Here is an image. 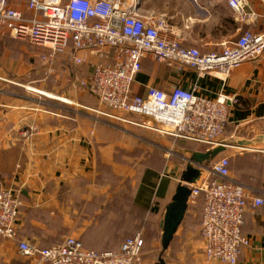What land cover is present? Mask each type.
<instances>
[{
    "label": "crops",
    "instance_id": "1",
    "mask_svg": "<svg viewBox=\"0 0 264 264\" xmlns=\"http://www.w3.org/2000/svg\"><path fill=\"white\" fill-rule=\"evenodd\" d=\"M28 1L10 0V4L30 16ZM229 1L141 0V12L165 19L168 39L206 54L221 51L223 44L237 41L249 29L264 32V0H248L249 10L257 15L253 23L242 22ZM61 61L54 70L62 86L55 91L73 103L47 105L45 110L0 104V191H21L19 240L49 248L74 237L87 249L117 251L127 238L141 234L145 248L136 264H152L145 231L162 238L160 223L193 154L182 150L184 143L174 138L138 126L131 132L126 127L133 125L99 120L90 110L97 107L96 100L86 92L73 93L66 70H60ZM72 74L84 79L92 69L74 66ZM151 86L167 93L181 87L210 100L236 98L238 103L228 104L230 123L225 138L243 127L254 129L255 134L264 132V58L244 64L224 82L219 75L200 78L190 68L181 70L149 57L142 62L133 92L144 97ZM130 119L144 122L143 118ZM31 128L37 132L33 134ZM230 149L212 164L229 155L231 178L245 185L253 197L264 199V147ZM170 151L180 155L183 163L176 162ZM207 177L206 172L201 180ZM197 216L189 204L186 223ZM182 228L188 230L181 226L175 239ZM242 234L251 243L238 264H264V205L247 210ZM178 253L182 255L183 249ZM0 264L33 263L20 255L18 241L0 240Z\"/></svg>",
    "mask_w": 264,
    "mask_h": 264
},
{
    "label": "built area",
    "instance_id": "2",
    "mask_svg": "<svg viewBox=\"0 0 264 264\" xmlns=\"http://www.w3.org/2000/svg\"><path fill=\"white\" fill-rule=\"evenodd\" d=\"M229 6L242 22L257 20L249 10L248 0H230ZM27 10L30 16L11 6L10 0H0V35L44 50L40 58L46 66H52L59 55L71 49V65H88L92 69L88 78L70 74L71 82L68 81L73 89L97 99L99 109L90 110L181 143L204 145L208 150L223 140L230 123L228 104L238 100H210L181 87L167 93L151 86L144 97L135 95L133 84L142 62L151 57L170 67L190 68L200 78L219 75L225 82L244 64L264 58V32L251 29L237 41L223 44L219 52L205 54L196 48H185L179 40L168 39L165 19L142 14L141 0H29ZM96 59L114 63L106 65ZM49 74H55V70L49 69ZM128 114L139 115L144 122L127 119ZM206 172V179L190 187V204L204 196V260L208 264H238L251 243L242 234L244 215L251 208L263 206L264 199L253 197L245 185L231 178L228 157H221ZM22 206L20 190L0 191V240L18 241L20 255L33 264H136L141 256V234L127 238L120 252L103 254L87 250L74 237L49 248L21 241L17 223Z\"/></svg>",
    "mask_w": 264,
    "mask_h": 264
},
{
    "label": "rangeland",
    "instance_id": "3",
    "mask_svg": "<svg viewBox=\"0 0 264 264\" xmlns=\"http://www.w3.org/2000/svg\"><path fill=\"white\" fill-rule=\"evenodd\" d=\"M44 53L41 48L32 46L28 43L17 41L9 37L8 35H0V104L6 105L8 103L24 104L32 109L45 110L48 106H55L61 104L73 103L69 97H64L56 93V89L61 87L57 81V73L49 74V69H55L54 66H46L41 61L40 56ZM29 63L30 66H20L21 63ZM20 67V68H19ZM20 69V71L18 70ZM18 72L21 75L18 77ZM73 70H66V76L71 82L70 74L73 75ZM27 74L26 76H24ZM5 80H3V79ZM52 78V79H51ZM73 93L80 95V92L73 89ZM13 94L14 96H10ZM47 94V95H46ZM9 95V96H8ZM26 97V98H23ZM48 105V106H47ZM82 110V109H81ZM99 120H107L112 125L116 123L113 120L107 119L98 113H93ZM127 129L135 130L136 127H126ZM34 129V128H33ZM125 129V130H127ZM37 130V129H36ZM37 131H33L35 134ZM135 132V131H134ZM32 134V135H33ZM233 136H237L235 133ZM226 133L223 134L222 139H226ZM232 137V136H230ZM229 138V137H228ZM205 151H208V147L200 146ZM231 150V149H229ZM176 162L183 163V158L180 155H176ZM225 157H229L226 155ZM212 166V163H211ZM210 166V167H211ZM209 167V168H210ZM196 203V202H194ZM193 202L191 204H194ZM193 221H188L185 225V229H181L178 237L173 241L170 249L165 254V260L168 264H204L203 256V239L201 236V225H200V213ZM150 229V226H146ZM181 234V235H180ZM146 247L147 250H151L152 264L157 263L162 253L161 235L155 237V232L145 231ZM183 249L182 255L178 253V249ZM208 264V263H206Z\"/></svg>",
    "mask_w": 264,
    "mask_h": 264
},
{
    "label": "water",
    "instance_id": "4",
    "mask_svg": "<svg viewBox=\"0 0 264 264\" xmlns=\"http://www.w3.org/2000/svg\"><path fill=\"white\" fill-rule=\"evenodd\" d=\"M259 147H264V132L246 137L232 136L223 139L215 148L206 152H196L187 160L186 169L181 175L180 182L160 223L162 253L157 264H167L164 254L170 249L185 220L192 194L190 187L201 180L211 163L223 155L227 149L253 150Z\"/></svg>",
    "mask_w": 264,
    "mask_h": 264
},
{
    "label": "trees",
    "instance_id": "5",
    "mask_svg": "<svg viewBox=\"0 0 264 264\" xmlns=\"http://www.w3.org/2000/svg\"><path fill=\"white\" fill-rule=\"evenodd\" d=\"M70 51H71V49H69L65 54H62V55H59L58 57H57V59H56V61L54 62V64L52 65V66H54V67H56V62L59 60H62L61 62H60V64H61V68H60V70L62 71V70H74V66L73 65H71L70 63H69V55H70ZM52 79V78H51ZM87 93V92H86ZM88 94V96H90V97H92L93 99H95L96 100V102H97V107L96 108H92L93 110H98L99 109V104H98V101H97V99L94 97V96H92L91 94H89V93H87ZM133 117V119H140L141 117L139 116V115H135V114H128V115H126V118L127 119H130V118H132ZM108 119V118H107ZM131 120V119H130ZM123 124V123H122ZM132 127H134V126H132ZM254 131V129H249V128H240L236 133H237V136H241V137H246V136H248V135H254L255 134V132H253ZM263 131H264V128H263ZM226 132V131H225ZM177 142L179 143V141L177 140ZM200 146H202V145H200V144H196V143H192V142H186V143H184V145H181L180 146V148L182 149V150H186V151H189V152H191L192 154H194V153H196L197 152V149H202V148H200ZM190 209L192 210H194V211H196L197 213H200V225L202 224V218H203V209H204V196L203 195H201L198 199H197V201H196V203H194V204H190ZM199 215V214H198ZM187 218H188V216H187ZM186 225V219L184 220V222H183V224H182V226H185ZM143 237V236H142ZM144 239V238H143ZM82 242V241H81ZM83 243V242H82ZM123 244V243H122ZM121 244V245H122ZM83 245H84V243H83ZM84 247H85V245H84ZM86 248V247H85ZM145 248V240H144V247H143V249ZM87 249V248H86ZM120 249H121V246H120ZM120 249L119 250H117V251H112V250H110V251H97V250H91V249H87V250H90V251H95V252H97V253H99V254H103V253H108V252H113V253H118V252H120ZM143 249H142V252H141V255H142V253H143ZM166 254V253H165ZM165 254H164V258H165ZM141 257V256H140Z\"/></svg>",
    "mask_w": 264,
    "mask_h": 264
}]
</instances>
